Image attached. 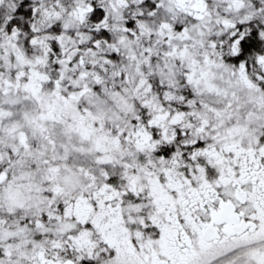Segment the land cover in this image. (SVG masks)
Returning a JSON list of instances; mask_svg holds the SVG:
<instances>
[{
	"label": "snow or ice",
	"instance_id": "6c2138e0",
	"mask_svg": "<svg viewBox=\"0 0 264 264\" xmlns=\"http://www.w3.org/2000/svg\"><path fill=\"white\" fill-rule=\"evenodd\" d=\"M0 264H264V0H0Z\"/></svg>",
	"mask_w": 264,
	"mask_h": 264
}]
</instances>
